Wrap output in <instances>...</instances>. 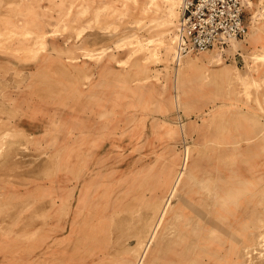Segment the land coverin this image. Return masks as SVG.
<instances>
[{"label": "rangeland", "instance_id": "obj_1", "mask_svg": "<svg viewBox=\"0 0 264 264\" xmlns=\"http://www.w3.org/2000/svg\"><path fill=\"white\" fill-rule=\"evenodd\" d=\"M244 15V39L179 64V0H0L5 264L30 245L35 264H146L160 237L203 235L189 215L205 198L220 214L222 187L264 166V0H246ZM35 108L51 112L36 135L17 121ZM183 251L177 264H203ZM237 260L264 264V232Z\"/></svg>", "mask_w": 264, "mask_h": 264}, {"label": "crops", "instance_id": "obj_2", "mask_svg": "<svg viewBox=\"0 0 264 264\" xmlns=\"http://www.w3.org/2000/svg\"><path fill=\"white\" fill-rule=\"evenodd\" d=\"M245 37L240 39H244ZM230 44L231 42L223 51L218 47L211 50L216 49L225 52ZM172 46L174 48V44ZM207 59L214 61L216 60V55H209ZM186 64L188 71L202 65L201 61H186ZM27 112V115L20 117L17 121L21 129L36 135L42 131L41 127L38 128L37 126L46 125L47 117L50 116L51 112L47 111L43 114L37 108ZM244 169L247 170L245 171L246 176H240L235 182L228 183L226 187H222L221 207L218 209L220 210V214H218L216 208L214 209L215 214L213 212L211 215L209 214L208 207L210 206V201L208 198H205L206 207L204 213L189 215V221H204L206 223L203 235L196 238L189 234L188 238L186 237L184 241L177 239V236L173 237L171 241H169L170 239L162 240L160 237L151 246L146 264H177V261H180L178 256L179 254H183L184 247H187V250L193 248L199 249L197 253L203 252L205 256L203 264H238L237 259L243 252L246 242L252 239L255 243L257 235L264 232V181H257V177L264 174V166L254 165L245 167ZM239 174L242 173H238L237 175L239 176ZM228 176H231V174ZM170 181L171 178L167 181V184H169L168 190L172 185ZM197 201L200 204L202 199L199 198ZM62 202L64 203V200ZM217 215L221 217L219 219L223 224L218 225L214 223L218 221ZM166 217L171 218L174 216L167 215ZM213 232L220 233L215 239H209L208 237L213 235ZM166 246L172 249L171 252L167 251L166 254L162 253L163 256H159V251L161 254L162 248ZM6 248L8 247L0 245V264L7 262V258L2 257L7 252ZM18 254L20 255L17 257L18 264H35L37 247L36 245H30L20 248ZM213 256H216L218 261H213Z\"/></svg>", "mask_w": 264, "mask_h": 264}, {"label": "built area", "instance_id": "obj_3", "mask_svg": "<svg viewBox=\"0 0 264 264\" xmlns=\"http://www.w3.org/2000/svg\"><path fill=\"white\" fill-rule=\"evenodd\" d=\"M181 17L174 44L178 56L200 54L218 47L225 50L248 33L246 0H179Z\"/></svg>", "mask_w": 264, "mask_h": 264}, {"label": "bare ground", "instance_id": "obj_4", "mask_svg": "<svg viewBox=\"0 0 264 264\" xmlns=\"http://www.w3.org/2000/svg\"><path fill=\"white\" fill-rule=\"evenodd\" d=\"M169 2L170 3H172V6H174V5H176V3L178 2V0H169ZM175 15V12H174V10H172V8H171V10H170V16H174ZM173 39V44H174V37L172 38ZM151 40H149V41H146V44L148 45L149 44V42H150ZM149 46V45H148ZM175 47V46H174ZM156 51V50H155ZM175 52H176V56L178 57V53H177V50H176V48H175ZM181 56L180 57H178V62L180 63V61H181ZM10 142V141H9ZM1 143V142H0ZM16 143H17V141H16ZM22 143V142H21ZM10 144V143H9ZM7 145V144H6ZM16 150V149H15ZM14 150V151H15ZM13 151V150H12ZM15 154V152L13 153V155ZM10 156V155H9ZM6 158V157H5ZM9 158H11V157H9ZM13 160V159H12ZM16 160V159H15ZM14 162V161H13ZM6 164V163H5ZM16 164V163H15ZM2 165V164H1ZM11 166H14L15 167V165H13V164H11ZM7 167V166H6ZM2 168V167H1ZM11 169V168H10ZM9 170V169H8ZM3 171V170H2ZM2 171H1V173H2ZM9 172V171H8ZM8 172H5V173H7L8 174ZM15 172H16V170H15ZM7 174H6V176H7ZM14 175V174H13ZM2 176V175H1ZM6 176H5V178H6ZM12 176V175H11ZM17 176V175H16ZM14 177V176H13ZM8 179V178H7ZM12 180V179H11ZM16 180V179H15ZM176 185H177V182L174 184V187L173 188H171L170 189V191H169V194H168V199H166V202H165V204H164V207H163V209H162V211H161V214H160V217H162V213H163V211L166 209V206L168 205V202H169V200H171L172 198H173V195H174V192H175V189H176ZM66 201H64V205H66L69 209L71 208V202L69 201V204L68 203H65ZM160 217L158 218V221H157V223H156V225L154 226V229H153V231H152V233H154V231H155V228H156V226L158 225V222H159V219H160ZM45 221H46V219H45ZM150 239V238H149ZM150 241V240H149ZM148 246H149V242L145 245V247H144V249H143V251H142V253H141V257H140V259H139V262L142 260V259H144L145 258V256H146V254H147V250H148Z\"/></svg>", "mask_w": 264, "mask_h": 264}]
</instances>
